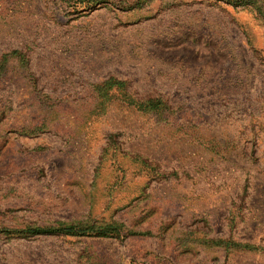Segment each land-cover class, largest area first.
<instances>
[{"label":"rangeland","instance_id":"rangeland-1","mask_svg":"<svg viewBox=\"0 0 264 264\" xmlns=\"http://www.w3.org/2000/svg\"><path fill=\"white\" fill-rule=\"evenodd\" d=\"M0 264H264V0H0Z\"/></svg>","mask_w":264,"mask_h":264},{"label":"trees","instance_id":"trees-1","mask_svg":"<svg viewBox=\"0 0 264 264\" xmlns=\"http://www.w3.org/2000/svg\"><path fill=\"white\" fill-rule=\"evenodd\" d=\"M53 230L52 227L48 228V227H36L34 229H32L33 232H35V234H42V233H47L48 231ZM60 230L64 233H69L71 234V232L74 231V227L72 225H63L62 227H60ZM103 234L105 233H109L110 231H108V229H102Z\"/></svg>","mask_w":264,"mask_h":264}]
</instances>
